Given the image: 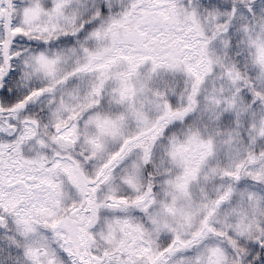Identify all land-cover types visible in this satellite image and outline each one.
<instances>
[{
	"label": "snow or ice",
	"instance_id": "snow-or-ice-1",
	"mask_svg": "<svg viewBox=\"0 0 264 264\" xmlns=\"http://www.w3.org/2000/svg\"><path fill=\"white\" fill-rule=\"evenodd\" d=\"M0 264H264V0H0Z\"/></svg>",
	"mask_w": 264,
	"mask_h": 264
}]
</instances>
